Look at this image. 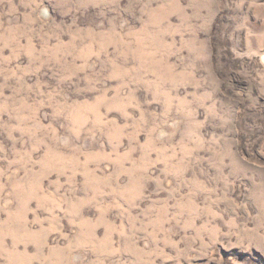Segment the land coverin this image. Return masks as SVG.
I'll use <instances>...</instances> for the list:
<instances>
[{"label": "rangeland", "instance_id": "obj_1", "mask_svg": "<svg viewBox=\"0 0 264 264\" xmlns=\"http://www.w3.org/2000/svg\"><path fill=\"white\" fill-rule=\"evenodd\" d=\"M0 264H264V0H0Z\"/></svg>", "mask_w": 264, "mask_h": 264}]
</instances>
